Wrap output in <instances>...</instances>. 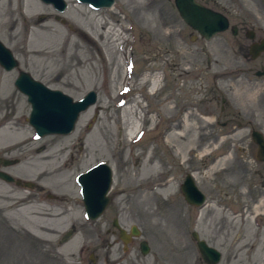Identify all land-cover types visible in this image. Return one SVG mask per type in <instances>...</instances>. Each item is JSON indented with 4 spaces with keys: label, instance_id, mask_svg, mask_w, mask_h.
Wrapping results in <instances>:
<instances>
[{
    "label": "rangeland",
    "instance_id": "obj_1",
    "mask_svg": "<svg viewBox=\"0 0 264 264\" xmlns=\"http://www.w3.org/2000/svg\"><path fill=\"white\" fill-rule=\"evenodd\" d=\"M65 1L69 7L60 14L41 0H0V41L18 62L11 72L0 66V130L24 133L13 136V145L8 139L0 145V156L17 161L2 170L34 184L28 189L0 179V264H205L193 232L222 252L219 264H264V214L227 208L248 195L239 188L245 176L254 175V190L263 191L252 129L222 128L234 118L264 134V78L241 72L249 67L238 53L242 41L230 33L196 39L175 0H115L113 11ZM198 1L264 36V0ZM91 18L101 22L96 35L81 26ZM44 29L61 30L67 41L56 37L50 44ZM20 72L74 101L96 91L97 104L70 135L38 138L28 122L31 106L14 85ZM136 121L140 132L132 139L128 130ZM56 145L65 148L63 188L39 174L21 175L24 163ZM99 163L113 171L112 203L90 221L77 178ZM189 175L207 196L201 209L181 193ZM20 191L38 203L29 216L47 230L13 219L17 207L8 206ZM115 220L128 232L137 226L141 238L125 246Z\"/></svg>",
    "mask_w": 264,
    "mask_h": 264
},
{
    "label": "water",
    "instance_id": "obj_2",
    "mask_svg": "<svg viewBox=\"0 0 264 264\" xmlns=\"http://www.w3.org/2000/svg\"><path fill=\"white\" fill-rule=\"evenodd\" d=\"M42 1L53 5L61 13L67 9L65 0ZM79 1L93 6L96 10L110 9L115 4V0ZM175 5L182 20L207 41H211L214 36L229 29V21L224 15L201 5L196 0H175ZM0 65L7 72H11L18 67V62L13 54L1 41ZM15 85L20 92L28 97V102L33 110L29 122L40 137L71 134L75 130L80 114L97 102L95 92L89 93L82 101L74 102L71 97L61 91L51 90L27 72H20ZM252 139L257 145L256 159L264 163V135L254 131ZM16 163L17 161L0 158V167H8ZM0 179L25 188H33L34 186L32 183L16 180L3 171H0ZM79 182L83 188L84 204L88 217L94 221L98 220L112 201L110 197H107L113 183L112 169L106 164H101L87 174L82 175ZM182 190L189 205L200 208L205 204L206 196L199 190L191 175L186 178ZM49 197L53 198L51 195ZM114 226L119 230V238L125 246H128L134 238L141 237V232L137 226H133L129 234L127 230L119 225L118 220H115ZM71 235V232H69L63 240H67ZM193 238L197 242L200 255L206 264H219L221 262L222 253L219 250L201 240L196 232L193 233ZM141 252L144 256L150 252L149 245L145 241L141 242Z\"/></svg>",
    "mask_w": 264,
    "mask_h": 264
},
{
    "label": "bare ground",
    "instance_id": "obj_3",
    "mask_svg": "<svg viewBox=\"0 0 264 264\" xmlns=\"http://www.w3.org/2000/svg\"><path fill=\"white\" fill-rule=\"evenodd\" d=\"M36 4L39 6V8H41V3L36 2ZM113 10H114V8L109 10V11H113ZM26 13L30 16L33 13V11L27 7ZM11 15H14L13 11H11ZM29 16H28V18H29ZM12 22H14V21H12ZM15 22H17V21H15ZM100 24H101V22H97L93 18H91L89 20V22H87L86 24L84 23L81 26L83 28H86V29L93 32L98 26H100ZM93 34L96 35L95 32H93ZM42 35H43V37L48 39L47 41L50 44L53 43V40L56 37L59 38V41H65V42L67 41V35L65 36V34L61 32V30L51 32V31L44 29V32L42 33ZM84 38H87V36L84 35ZM83 48L80 46L79 49H83ZM85 49L86 48H84V50ZM75 55H80V54H75ZM157 86H158V80L155 79L153 82V89H156ZM89 112H91V111H87L86 113H84L81 116L82 122L85 119H87ZM207 120H209V119L207 118ZM139 126H140L139 121H136L135 123H133V126L128 130V136L132 137V139L135 138L136 134L139 132ZM15 134H19V135L21 134V136H24V133L20 132V131H9L6 128H3L2 130H0V145L1 144L8 145L9 143H11L13 145L14 142H12V138ZM5 139H8V141H10V142L8 144L3 143V142H6ZM20 140H21V138H20ZM64 149L65 148L63 146L56 145L55 147H53L51 150L47 151L41 157H35V158L31 159V162L24 163L20 167V173L22 172L21 175L22 176L25 175L27 177H30V176L39 174V177L44 179V180H42L43 182L51 181V183H53V184L56 183L55 185H53V187L60 188V189L63 188L62 187L63 184L61 181H63L62 177L65 173H63V170H61V168L59 167V164L61 162V157L63 156ZM1 168H6V167H1ZM20 192L21 193L18 194L17 202H15V204L13 206H8L9 209L15 208V206L17 207L13 212V216H14L13 219H15V220L18 219V221H22V222L24 221L25 225H27V229H29V230L30 229L31 230H34V229L39 230V227L41 226L40 221L38 219H37L38 221H34L33 218L31 219V216H29V212H31L32 210H36L38 208V203L30 201V197H27V195H25L23 191H20ZM182 192H183V190H182ZM1 198H3V196L0 195V199ZM143 203L144 204L147 203V200L144 199ZM28 216H29V218H28ZM68 220H69V218H68ZM41 229L47 230V228L43 227V226H41ZM161 237L165 238L164 234H162Z\"/></svg>",
    "mask_w": 264,
    "mask_h": 264
},
{
    "label": "flooded vegetation",
    "instance_id": "obj_4",
    "mask_svg": "<svg viewBox=\"0 0 264 264\" xmlns=\"http://www.w3.org/2000/svg\"><path fill=\"white\" fill-rule=\"evenodd\" d=\"M199 3L202 4L201 2H199ZM202 5H204V4H202ZM204 6H206V5H204ZM193 32L195 33L196 39L198 37H200L197 32H195V31H193ZM226 33H230V34H232L233 38L240 39L242 41L240 44L238 43V45L240 47L238 48V46L236 45V48H238V53L241 52L240 55L242 56L246 66H249V67L242 70L241 72H245L247 75H255L256 77H263L264 78V36L258 35L257 28H255V26L249 27L245 23H241L240 25H238V24L235 25V24L231 23L230 19H229V29L222 34H226ZM201 39L205 40L203 38H201ZM253 66H255V67H253ZM259 74H263V75H259ZM221 102L223 105L221 107V111L224 114L227 111V107H226L227 100H226V98L222 97ZM201 118L205 119L203 117H201ZM231 123L236 124V127L234 128V130H236V128L241 130V129H244L245 127L251 128L252 132L255 130L252 127L251 122L242 123L241 121L234 120V118H230V119L226 120V122H223L222 128L228 129L229 125ZM0 157H2V156H0ZM257 162H259V161H257ZM261 164L264 165V163H261ZM0 169L2 170V168H0ZM254 177H255L254 175L245 176L244 178L247 179L246 181L242 180V178H241L239 188L242 189L245 186L246 191L248 192V195L247 196H242V195L237 196V198L235 199V207L231 208V207L227 206V208L234 209L235 213H237V214L243 213V212L246 214L255 212L256 218L258 217V215L264 214V212L261 213V211L259 210V208L264 203V177L261 176L262 179L260 181H258V184H257V186H259V183H260L261 190L263 189V191H259L260 193L256 192L254 190V188L256 186L255 183H253ZM240 193L242 194L241 191H240ZM207 201L208 200H207V196H206V203H207ZM191 207L194 209H198L197 207L192 206V205H191ZM260 221L261 222L259 224L261 226H263L261 223L264 224V218H260ZM114 222H113V226H114ZM192 238H193V234H192ZM193 240H194V238H193Z\"/></svg>",
    "mask_w": 264,
    "mask_h": 264
}]
</instances>
